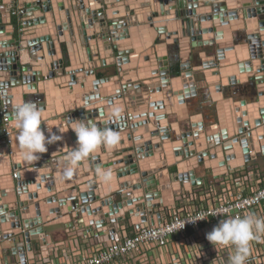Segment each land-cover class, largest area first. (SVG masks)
I'll list each match as a JSON object with an SVG mask.
<instances>
[{"label": "water", "instance_id": "water-1", "mask_svg": "<svg viewBox=\"0 0 264 264\" xmlns=\"http://www.w3.org/2000/svg\"><path fill=\"white\" fill-rule=\"evenodd\" d=\"M14 1L0 0V38H10L0 40V165L11 166L0 168V244H11L13 254L25 246L32 259L34 242L45 247L52 238L46 228L63 224L68 229L75 220L117 241L116 227L153 225V211L173 205L183 191L264 155V135L253 141L264 126V0H159L158 12L156 0ZM135 5L138 9L130 10ZM12 10L16 18L3 23ZM156 17L180 20V37L153 22ZM204 21L210 28H201ZM5 24L12 25L11 33ZM208 33H215L214 40L203 41ZM125 39L131 48L120 51L115 43ZM169 40L171 55L162 58V67L157 51ZM236 45L243 51L236 59L243 61L227 66L224 55ZM202 47L213 54L210 61L201 60L197 49ZM106 67H113V75L97 77ZM155 70L159 75L147 89L132 81L150 79ZM206 75L219 81L209 84ZM165 84L170 88H162ZM207 100L214 111L204 116ZM19 101L41 106V128L63 137L55 142L64 143L58 151L47 145L33 163L19 159L9 122ZM111 107L120 108L119 118L110 117ZM193 111L198 114L189 115ZM139 114L151 120L130 125L128 119ZM88 120L119 131L121 141L111 151L101 147L78 164L72 177L63 178L76 146L71 124ZM169 158L174 159L170 166ZM97 165L112 171L110 183L97 176ZM198 171L205 178L197 177ZM106 184L116 190L107 193Z\"/></svg>", "mask_w": 264, "mask_h": 264}, {"label": "built area", "instance_id": "built-area-1", "mask_svg": "<svg viewBox=\"0 0 264 264\" xmlns=\"http://www.w3.org/2000/svg\"><path fill=\"white\" fill-rule=\"evenodd\" d=\"M17 15L12 10L9 16ZM257 168H237L191 192L183 191L174 198L173 205L153 211L149 219L153 225L116 227L118 240L109 238L106 246H90L93 231L74 221L64 241L47 243L45 247L38 242V251L32 247V259L25 246L17 254L10 248L5 257H14L13 264H230L233 248L214 246L206 236L224 219L249 212L264 218V176ZM200 216L203 219L188 221ZM183 222L184 227L180 228ZM129 228L133 229L130 234L123 235ZM87 244L89 247L85 248ZM246 264H264V236L252 242Z\"/></svg>", "mask_w": 264, "mask_h": 264}, {"label": "clouds", "instance_id": "clouds-1", "mask_svg": "<svg viewBox=\"0 0 264 264\" xmlns=\"http://www.w3.org/2000/svg\"><path fill=\"white\" fill-rule=\"evenodd\" d=\"M42 113L43 108L32 101H19L13 105L9 122L18 142L19 159L25 163L39 160L38 154L47 152V145L63 139L61 135L54 133L52 128L46 130L41 128ZM119 116L120 108L111 107L110 117L116 119ZM70 129L75 133L76 146L67 156V163L62 170L63 178L72 177L78 164L89 159L101 147L111 151L118 147L121 141L119 131L110 127L100 128L91 120L73 121ZM68 130L66 128L63 131L67 132ZM45 131H47V135ZM96 174L102 182L113 180L112 171L100 165L96 167ZM199 219H203V216L188 221L195 222ZM184 224L185 222L180 225V228H183ZM262 236H264V218L249 212L243 216L237 215L221 220L207 234L206 238L214 246H231L233 248L230 264H246L252 251V242L261 239Z\"/></svg>", "mask_w": 264, "mask_h": 264}, {"label": "crops", "instance_id": "crops-1", "mask_svg": "<svg viewBox=\"0 0 264 264\" xmlns=\"http://www.w3.org/2000/svg\"><path fill=\"white\" fill-rule=\"evenodd\" d=\"M16 3H17V0H15L14 2H12V4H16ZM138 7H139V5L131 6L130 7V10H133V9L137 10ZM154 8H156V12H158L157 10H159V0H156V2H154ZM148 11L150 13V10L143 11V13H147ZM139 12H142V11H139ZM170 15L171 16L174 15V11H170ZM118 16H120V15H118ZM10 17L11 18L12 17L13 18H16V16H10ZM2 18H3V23L4 22H7L8 21V18H9V15L8 14L7 15H3ZM168 20H173V19H166V17H156L153 22H155V23H161V26L164 27L168 33H171V34L172 33L173 34L174 33H177L178 34L177 36L180 37V33H181L180 20H178L176 22H169ZM233 24H234V22L231 23L229 29L226 31L227 33L226 32H225V34L223 33L224 34L223 35L224 40H226L225 39L226 37L232 35V32H231L230 28H232ZM209 25H210V22H208V21L205 22L204 21V22H202L201 28L202 29H206L208 27L210 28ZM4 27H5L4 30L6 31V33H11V31H12V25L11 24L10 25H6L5 24ZM226 34H227V36H226ZM214 37H215V33H208V34H204L202 36V40L203 41H212V40H214ZM8 39H10V38L9 37L0 38V40H8ZM115 44L118 45V48H119L120 51H122V50H128L129 48H131L130 40L129 39H125V40H122V41L121 40L120 41H117ZM171 45H172V40L166 41V47L167 48L159 49L157 51V54L160 57L159 61H161L164 56H167L168 57L169 55H171L170 50L168 48ZM120 47H122V48H120ZM203 48L204 47L198 49L200 51L199 52V56H200L201 60L204 61V62L210 61L212 59L211 57L213 56V54H210V56H209L208 54H206L204 52V49ZM235 48H236V51H232L230 53H225V55H224L230 61V63L227 66H235L238 62H242L243 61V59L242 60H237L236 59V57H237L236 56V52H237V49L240 48V45H236ZM210 50L211 49L209 48L208 51H210ZM151 59L154 60V57H151ZM93 60L96 62L98 59L94 58ZM160 63H161V66L163 67L164 66V61H161ZM160 63H159V65H160ZM168 65H169V62H168ZM243 70L244 69H242L240 71L242 72ZM112 72H113V67H106V68H102L100 70H97L96 75H97V77L99 75H101V76L103 75L105 77H109V76H112L113 75ZM157 72L158 71L155 70V71H151L150 73H148L150 75V77H151L150 79H147V78L144 79V80L133 79L132 81H138V83H140L139 86H142V88L147 89L148 86H150L151 84H153V80H155V78L158 77L159 74H157ZM230 78L231 77H228V78L223 79V80H230ZM211 80H213V81H211L209 83L216 82V81L218 82L219 81V78L218 77H215V76H212ZM106 85H109V84H106ZM237 100L240 101L241 99H237ZM261 108H264V106H261ZM195 113L198 114L197 112H189V115H192V114H195ZM148 115L146 116V115L139 114L138 115V118L131 117V118L128 119V123L130 125H136V124H140V123H148V121L151 120ZM237 116L239 118V114ZM257 118H259L258 114H256V116H253V120H256ZM240 124L243 127V125H242L243 122L240 123ZM255 134L256 135L253 137V141H256L257 140V137H258L259 134H263L264 135V126L260 127L259 129H256ZM61 144H64V143L62 142L59 145H56L55 143L50 144L51 146L49 147V150L58 151L59 148L61 147ZM260 144H261L260 146L262 147L264 145V141H261ZM154 155H155V159L157 161L164 160V157L162 155H159V154H154ZM4 157H5V155H4ZM2 159L5 160L3 158V156H2ZM166 163H167L168 166H170V165H172L174 163V159L173 158H169V159L166 160ZM246 166H255V167H258L256 169V171L260 175L264 176V155L258 154L255 162L254 163L251 162L249 164H246ZM7 167H11V166H8L6 164L0 165V168L1 169L2 168H7ZM169 170H170V172H174L175 171V167L174 166H171ZM196 176L197 177L205 178V176L202 175V172L201 171H198L196 173ZM212 181L213 180H211V178H209V180H207L208 183H211ZM115 190H116L115 187H110V188L106 189L105 191L110 194L111 192H114ZM42 195H44V194L43 193L40 194V196H42ZM75 222H76V220H75ZM81 226H83V225H81ZM52 227L56 228V232L53 233V234H51L52 236L54 234L55 235H54V238L52 237L51 239H49L48 245L49 244L60 243V242L64 241L68 237V230H67V227L65 225L59 224V225L52 226ZM88 228H87L88 230H92L93 231L92 232V237L89 238V245L90 246H93V245L106 246L109 243L108 240H109L110 236L107 234V232L97 233L95 231V227L94 226H91V227H88ZM132 230H133L132 228H129L127 230V232L126 231L123 232V235L130 234V232ZM34 243H35V244H33L34 245L33 247L35 248L34 251H38L37 247L39 246V244H38V242H34ZM10 247H11V244H9L8 242H3L2 244H0V264H13L14 257L11 256V257H8V259H7V257H5L6 256V252H7V250L10 249ZM88 247H89L88 244L85 245V248H88ZM159 253H161V252H156V254H159Z\"/></svg>", "mask_w": 264, "mask_h": 264}, {"label": "rangeland", "instance_id": "rangeland-1", "mask_svg": "<svg viewBox=\"0 0 264 264\" xmlns=\"http://www.w3.org/2000/svg\"><path fill=\"white\" fill-rule=\"evenodd\" d=\"M203 49H205V47L203 48ZM198 50V49H197ZM205 51H207L208 52V50L206 49ZM193 52H195L196 53V49H194L193 50ZM194 60H195V58H194ZM203 78H205L207 81H208V83L209 82H211V81H213V80H211V78H212V75H206V77H203ZM200 79H202L201 77H199V80ZM206 81V82H207ZM214 83H217V81L216 82H212V83H209V84H214ZM220 83V82H219ZM202 94H205V93H207V89L206 88H202ZM206 103L204 104V108H203V110H202V115H206L208 112H210V113H212L213 111H214V106H212V103L210 102V101H205ZM194 112V111H193ZM204 112V113H203ZM56 232V228H54V227H49V228H46L45 229V233L47 234V235H50V234H53V233H55ZM55 235V234H54ZM54 235L52 236L53 238H54Z\"/></svg>", "mask_w": 264, "mask_h": 264}, {"label": "bare ground", "instance_id": "bare-ground-1", "mask_svg": "<svg viewBox=\"0 0 264 264\" xmlns=\"http://www.w3.org/2000/svg\"><path fill=\"white\" fill-rule=\"evenodd\" d=\"M226 31H227V30L224 31V34H225ZM226 33H227V32H226ZM172 34H173V33H172ZM224 34H223V35H224ZM226 36H227V34H226ZM226 36H225V37H226ZM225 39L228 40V39H229V36L226 37ZM226 40H224V41H226ZM237 52H241V53H243V51L240 50V48L237 49ZM244 53H245V52H244ZM155 73H156V72H155ZM149 76H150V75H149ZM151 76H152V75H151ZM175 82H176V83H175ZM170 83H171V86H172L173 88H174V87H175V88L177 87L175 90H177V89L180 88V87L177 85V81H172V82L170 81ZM161 86H162V85H161ZM162 88H169V87H168V84L163 85ZM175 109H176V104H175ZM182 110H184V109H182ZM253 116H256V113H254ZM242 128H243V127H242ZM109 183H110V182H109ZM111 183H112V182H111ZM106 186H109V188H110V187H112V184H108V185L106 184Z\"/></svg>", "mask_w": 264, "mask_h": 264}]
</instances>
